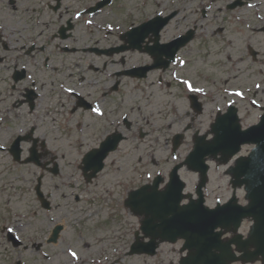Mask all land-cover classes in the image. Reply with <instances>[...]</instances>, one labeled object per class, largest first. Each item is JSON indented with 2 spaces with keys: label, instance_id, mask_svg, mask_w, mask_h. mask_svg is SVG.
<instances>
[{
  "label": "rangeland",
  "instance_id": "1",
  "mask_svg": "<svg viewBox=\"0 0 264 264\" xmlns=\"http://www.w3.org/2000/svg\"><path fill=\"white\" fill-rule=\"evenodd\" d=\"M12 1L15 4V11L11 8L13 5L10 4V0H0V18L4 22L8 23L7 15L11 12L15 13L17 17H24L31 24L29 30L32 33L34 32L33 27L39 28L36 33L40 34L44 29L46 32L51 31L49 24L52 15L43 12L44 4L42 1L45 0ZM156 2L171 9L183 7L181 0H158ZM122 3L124 8L120 12L116 11L117 13L110 15L108 21L114 27L122 26V30L152 17L158 10L157 7L152 6L150 1L149 6L145 9L141 6V0H122ZM208 3L207 0L204 2L190 0L188 7L182 10V12H186L179 14L164 33L163 40L165 41L183 33L186 28L194 27L195 22L199 23L201 28H199V33L194 42L190 45L192 49L189 53V57L192 59L191 64L179 71L180 77L185 76L197 80L209 75L211 77L216 76L222 82L239 79L248 82L249 86L262 82L264 80V32L252 34L234 20V15L249 17L252 11L244 8L236 10L237 14L224 15L216 14L218 10L214 8L209 19H198V9L200 10ZM219 6L221 5L217 4V7ZM262 9L264 14V6ZM68 17L69 15H67ZM250 19V22L253 23L252 26L254 24L263 25L260 22L257 23L255 17ZM37 20L43 22V27L36 25ZM208 26L213 27L209 29ZM219 27L225 28L223 33L214 34L215 29ZM77 31L74 41L78 39L80 42V39L86 38L87 35L83 27L78 28ZM116 32L111 37L113 41L115 40L114 36H117ZM248 38L251 40L249 41ZM67 42L71 41L68 40ZM248 43L260 52L256 62L247 56L245 47ZM227 53L233 56L231 62L225 61ZM239 60L241 61L240 64ZM235 66L238 69L237 73L231 71ZM70 67L63 62L62 76L71 74L70 71H67ZM177 71L175 70V72ZM172 73L166 74V79L169 82H173ZM158 76L159 73H154L150 80L141 84H133V82L128 81L125 83L127 112H135L133 115L137 113L131 117L132 120L133 118L136 120V125L141 128L145 137L141 138L138 151L134 150L135 146L131 145V142L126 144L125 152H121L126 154L122 168L123 173L119 174L118 178L125 177L122 179L128 180L130 177H135L141 168L142 183H144V181L146 182L144 175L147 172L153 173L155 169L152 166L144 169L150 164L147 161L154 158L158 164H167L164 167L172 164V136L183 132L187 127L186 124L190 123L194 115L191 113L189 116L187 115L188 103L184 95L179 92L177 85H173V88L168 89L167 92L158 90L155 85ZM147 86L150 87L147 88ZM253 92L258 93L256 88L253 89ZM259 92L258 97L264 101V84ZM259 113L257 110H251L250 105L242 106V124L247 126V124L256 122ZM212 118L211 111H206L200 117L195 116L194 126H189L190 129L186 133L184 145L178 152L179 159L184 158L186 152L191 149L193 136L198 132L202 134L205 129L209 128ZM23 127L25 126H10V130L3 127L0 136L3 137L5 143H8L9 139L11 140ZM102 127L97 126L92 129L94 134L89 133L88 126L83 127L84 131H80L77 126L43 127L42 131L60 151L58 163L61 174L58 177L47 176L46 183H44L46 192L53 196V210L51 212H45L41 209L34 194L38 169L31 164H16L7 153H0V264H17L18 262H22V264H72L69 253L71 251L77 253L79 257L77 261L80 264H96L101 253L104 252L105 264H172L171 262L178 264L181 243L161 245L156 259L129 257L127 255L123 257L121 254L111 253L112 246L118 247L115 242L112 244V240L109 239L112 238L111 230H114V227L115 229L118 228L119 231L125 230L126 233L121 234L125 237L123 240L132 242V235L130 239L128 235L139 229V223L137 217L122 207L118 201L121 196L126 199L127 192L122 194L118 188L112 190L107 185L108 182L109 185L115 186L114 176L117 174V169L113 174L107 176L104 172L91 187L84 185L85 182L78 170L82 154L100 141L103 132ZM119 157L114 156L110 158L109 162H113ZM137 157H141L142 165L137 167V172H135L133 167ZM50 178L52 179L51 182ZM185 179L189 184H193L196 178L187 173ZM227 183L228 179L217 178L215 174H212L209 191L213 190L214 193L209 196V205H214L217 196L222 197V201L228 200L230 193H224ZM106 191L111 194L109 195ZM105 222L109 223L110 226H105ZM56 224H62L65 231L58 245H47L46 240ZM4 228H6V232L8 228L14 229V234L24 242V245L29 247L28 250L13 247L7 240L6 232L3 231ZM39 245L43 246L40 252L38 251ZM174 250L177 252L173 253Z\"/></svg>",
  "mask_w": 264,
  "mask_h": 264
},
{
  "label": "flooded vegetation",
  "instance_id": "2",
  "mask_svg": "<svg viewBox=\"0 0 264 264\" xmlns=\"http://www.w3.org/2000/svg\"><path fill=\"white\" fill-rule=\"evenodd\" d=\"M148 1L142 0L143 9L149 6ZM194 1L204 2L205 0ZM207 1L226 3L225 10L216 12V14L224 15H229V13L237 14L236 10L244 9L245 6L251 3H264V0H240L246 5L241 8L230 9L229 6L237 0ZM181 2L183 3L182 8L171 9L166 5L150 1L153 7L158 8L154 16L159 13H162L161 15L164 16L172 13H176L178 16L181 13H185L186 11L182 12V10L188 7L190 0H181ZM10 4L13 5L11 8L15 11V4L12 0H10ZM42 4H44L43 12L52 15V20L49 24L51 31H47L48 33L45 29L42 31V34L36 33L39 28L35 27H33L34 32H30L29 26L31 24L24 17H17L15 13H8L6 19L8 23L0 18V133H2L4 126L7 129L10 126H25L11 140L9 139L6 152L14 160V156L10 152L11 146L15 140L21 139V162L29 158H37L41 164L38 170L40 171L39 175H43V183H46L47 176H59H54L46 170L53 168L60 157L58 147H55L45 132L42 131L44 126H77L80 131H84L83 127L88 126L89 133L91 134H94L92 129L97 126H103L100 141L95 146L89 147L82 154V158L83 155L96 150L103 140L110 137L111 139H115L119 135L123 136V140L119 143L117 150L110 153L106 158L104 170L90 183L85 180L83 172L80 170L81 166H78L85 186L91 187L104 172L107 176L113 174L117 169V174L114 176L116 180L115 186L109 185L108 182L107 185L112 190L118 188L122 194L123 192L129 193L140 189L144 185H149L157 176L155 172L161 169L163 172V182L159 189L164 190L166 188L171 171L180 165L187 155H185L182 161L172 162L168 167H164L167 164H158L154 158L147 161L150 164L144 167V169H148L149 166L155 167L153 172L155 174L152 181H144V183H142L141 168L137 172V167H141L142 165V159L141 157H137L135 158V165L133 167V170L137 172V176L130 177L128 180L122 179L125 177L118 178V175L123 173L122 168L124 166L123 163H125L126 154L122 153L125 152L126 144L131 142V145L135 146L134 150L138 151L140 140L145 137V135L142 137L144 133L136 125V120L134 118L132 120V117L137 115V113L133 115L135 112H127V95H125L124 91L126 81L133 82V84H141L150 80L152 74L159 73L155 83L159 91L162 85L166 86L167 89H171L173 85H177L176 87L179 92L184 95L188 103L187 115L189 116L190 113L194 114L190 123H187L186 126H194L195 116L200 117L206 111L212 112L213 118L209 124V128L205 129L201 134L207 139L211 138V126L216 122L217 118H221L231 109L235 108L241 115L242 106L247 104L251 106V110L256 109L262 114L264 113V101L258 97L260 92L254 93L253 85L249 86L248 82H243L239 79L222 82L216 76L205 75L204 78L201 77L197 80L182 76L183 81L189 80L194 87L203 89L202 92H190L183 82L178 83L174 80H172L173 82H169L166 80L165 73H168L174 64L166 71L153 70L145 78H141L137 72L133 75H126L128 71L153 66L157 62L156 56H159L162 62L169 58L164 51L154 53L158 44L155 43L156 35L153 33L147 35L145 40L140 43V49L136 50L131 49V44L128 42L129 37L124 35L128 32L127 29L118 37L114 36L115 40H112L111 33L107 30L106 25L108 24L110 14L117 13L116 11L120 12L124 8L122 0H45L42 1ZM102 4L105 5L101 7L100 5ZM263 6V4H260L261 9ZM261 13L264 16L263 9ZM197 14L198 18L201 19H206L210 16V12L205 9H198ZM255 14L257 15L255 12H250L251 16ZM67 15H69L68 18ZM64 17H66L65 20H63ZM260 23L263 25L258 26V24H254L252 30L263 31L264 21ZM36 25L43 27V22L37 20ZM70 27L73 29L65 32L67 38L62 39V34H64L63 29H69ZM82 27L86 32V38L80 39V42H78V39L74 41L75 33L78 32L77 29ZM212 27L208 26L209 29ZM198 30L197 27L193 28L194 39ZM224 30V27H219L215 29L214 34L223 33ZM163 33L164 30L160 33L161 45L168 44L171 41L170 39L163 41ZM248 39L249 41L251 40V38ZM68 40L71 42H67ZM187 49L188 46L178 52L176 62L179 57L189 58L190 52ZM245 49L247 56L256 62L260 52H258V57L255 59L249 43ZM227 57L228 59H225V61L229 62L232 60L231 56ZM63 62L71 66L67 69L71 73L69 76H62ZM240 62L239 60V64ZM231 71L234 73V69H231ZM149 87L147 86V88ZM237 93H241L242 95H238ZM250 99L258 100L260 106H254ZM94 108H99L102 114L94 112ZM242 120L243 118L241 117ZM242 127L246 129L251 126ZM2 141L3 137L0 136V143ZM254 153L255 145L248 144L242 147L240 156L252 157ZM114 156L120 157L113 162H109L110 158ZM257 158L260 159L259 153L257 154ZM235 160L230 164L231 167L235 164ZM231 167L224 168L221 171V166L214 163V167L210 166L209 168V174H215L218 178H222V176L228 177ZM261 167V163L252 164L251 172L254 169L258 172ZM181 172L193 175L187 168L182 169ZM91 174H93V171L89 170L87 175ZM51 181L52 179L50 178ZM196 186L197 178L187 190L194 193ZM106 192L109 195L111 194L109 191ZM118 201L125 208V197L121 196ZM106 222L105 226H110ZM251 227V220H246L241 225V237L236 241L238 245L233 247V254L239 258L242 256L246 258L234 264H264L262 257H257L252 263H245L246 259L255 258L253 256L255 252L254 248L243 250V243L248 238ZM122 233H126V231H119L115 227L114 230H111L112 238L110 237L109 239L112 240V244L115 242V245L118 247L114 248L111 244L110 251L112 253L116 249L117 254L125 257L129 253L126 250L128 241L123 240L125 237L121 235ZM233 238L234 235L225 236V239L228 241ZM109 239L107 238V240Z\"/></svg>",
  "mask_w": 264,
  "mask_h": 264
},
{
  "label": "water",
  "instance_id": "3",
  "mask_svg": "<svg viewBox=\"0 0 264 264\" xmlns=\"http://www.w3.org/2000/svg\"><path fill=\"white\" fill-rule=\"evenodd\" d=\"M262 126H264V123L256 128L257 131H262L264 129ZM248 133L244 134V137H242L238 132V127H235L234 134L227 138L221 135L218 136L214 147L221 145L219 140H224L223 144L233 146V150L230 153V156H232L237 153L240 144L246 142L245 137H248ZM107 145L108 143L96 154V157L99 155L100 163L107 153ZM200 147L201 142L198 140L195 151L190 157V163L199 160ZM89 161L90 159H87L85 163L88 165ZM241 162L240 174L245 177L242 184L244 183L247 185V190L249 191L247 198L251 201L250 206L247 208H240L236 205L235 201H232L224 207L210 211L203 206L204 199L200 191L197 201H191L187 206H180L183 200V184L177 187L170 185L166 192L158 193L154 191L159 185V183L156 182L152 187L143 188L138 192L130 194L127 205L136 214L145 217L142 230L146 237L151 238V243L147 245L137 244L135 251H154L157 247V240L174 243L179 238H182L187 241L186 248L194 251L189 258L183 261L184 264H210L215 258L204 256L205 252L209 249L208 247L203 248L201 244L215 243L216 245H210L217 250H225V247L219 241V236L221 234H215L214 231L217 228L225 229L226 231H235L241 220L248 217L256 221L254 235L258 238L259 236L263 237L264 178L257 179V177H247L244 173L246 165L245 160H241ZM90 166L85 169L88 170ZM237 178V180L240 181V177ZM175 179L177 180L176 176ZM204 182L203 180L202 185H204ZM44 207L48 208V205L45 204ZM60 230L61 228L55 230L52 242L57 240ZM249 242L253 247L257 248L258 253L264 255V248H262L264 243L257 242L256 238L253 239V237H251Z\"/></svg>",
  "mask_w": 264,
  "mask_h": 264
},
{
  "label": "snow or ice",
  "instance_id": "4",
  "mask_svg": "<svg viewBox=\"0 0 264 264\" xmlns=\"http://www.w3.org/2000/svg\"><path fill=\"white\" fill-rule=\"evenodd\" d=\"M183 83L187 86V89L190 92H202L203 91L202 88L194 87L193 84L189 80H184ZM257 87H259V85H257ZM238 95H242V94L238 93ZM93 111L96 112L97 114H102V113H100V109L99 108H94ZM3 147H4V145L0 144V149H3ZM8 231H12V229H9ZM70 255L73 258L79 259V257L77 256V253L75 251H71Z\"/></svg>",
  "mask_w": 264,
  "mask_h": 264
}]
</instances>
